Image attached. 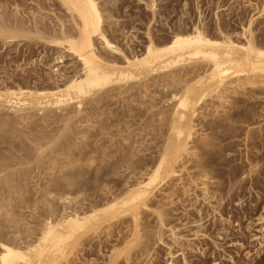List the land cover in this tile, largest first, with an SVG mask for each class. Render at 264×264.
<instances>
[{
  "label": "bare ground",
  "instance_id": "obj_1",
  "mask_svg": "<svg viewBox=\"0 0 264 264\" xmlns=\"http://www.w3.org/2000/svg\"><path fill=\"white\" fill-rule=\"evenodd\" d=\"M51 1L64 8L68 25L60 16L51 26L42 15L26 22L19 16L7 19L0 10V42L37 39L56 50L55 63L51 60L53 64L44 73L46 77L43 75L49 85L40 86L44 83H38L39 76L33 84H0V264H71V257L76 259L80 247L89 245L94 234L104 230V237L111 236L112 226L122 234L128 221L132 238L124 244L130 247L123 252L112 247L106 258L108 264H120V257L124 264H131V244L145 235L141 230L146 231V226L140 221L146 212L156 217L154 244L166 247L167 264H175L177 255L188 264L183 251L175 254L164 241L163 228L169 224L165 217L178 211L176 197L193 189L191 200L198 206L192 202L190 206L199 219L204 214L201 203L211 213L223 205L219 182L211 181L219 167L213 164L223 151L219 150L222 143L215 141L231 139L239 130L235 124L252 116L253 106L239 105L235 96L242 94L250 100L255 89L264 86V45L255 43L254 21L250 18L235 36L216 21L218 34L211 35L196 0L198 21L186 27L179 19L174 28L168 25L169 35L159 39L152 33L153 26H147L145 39L140 41L125 38L113 12L116 0ZM157 2L149 0L146 5L153 22ZM65 57L72 63L63 65L61 71L58 64ZM144 114L149 118H143ZM132 119L139 120V125L132 127ZM201 124L210 130L201 132L202 137L196 135ZM141 131L145 138L146 134L154 138L152 150L143 145L148 138L146 142L143 136L138 139ZM225 144L230 146L232 141ZM258 157L249 156L252 164H257ZM187 162L194 170L184 178L190 169ZM235 169L227 170L231 174L227 178L233 177ZM174 225L165 229L168 238L178 242L183 235L176 234ZM259 230L264 233V225ZM149 245L144 251L148 257L152 252Z\"/></svg>",
  "mask_w": 264,
  "mask_h": 264
},
{
  "label": "rangeland",
  "instance_id": "obj_2",
  "mask_svg": "<svg viewBox=\"0 0 264 264\" xmlns=\"http://www.w3.org/2000/svg\"><path fill=\"white\" fill-rule=\"evenodd\" d=\"M157 1H158L157 2L158 3V15L156 16V22H153V20H151V18H152L151 12H150L149 8H147V6H146L147 3L149 2V0H146V1L145 0H116L117 5H115V10H113V12L115 13L114 16H116L117 19L120 20V22H118V23H121L120 28L123 27V29H124L123 31H125V34H126L125 38H127V36L129 38L134 37L140 41H143L145 39L144 32L146 31L147 26H150V27L153 26L152 27L153 28L152 33L156 39L157 38L159 39L161 37H164L165 35L168 36L169 32H170L169 26L170 25L172 26V27L170 26V29L174 28L173 26H177L178 24L176 25V23L178 22L179 19L180 20L178 23H184V25L186 27H189V25L198 21V15H197L198 13H197V9H196V5H197L196 0H157ZM184 3H186V5ZM199 3H198V6H200V7H198V8H200V10L202 11V16H203V20H204L203 22L206 23V26L209 25L208 27L210 28V31H209V29H208V31L211 32L210 33L211 35H212V33H213V35L218 34V32L215 29H217V27H216L217 23L220 22V24H222L221 27H222L223 31H226V33H230V34L232 33L233 35L232 34L231 35L235 36L238 33L242 32V29H241L242 26L247 25L249 19L252 18V20L254 22L252 25L253 29L252 28L251 29H252V34L254 33L253 38L255 39V37H256L255 43H257V44L259 43L261 45H264V10H261L262 7L264 6V0H251V2H248L247 0H199ZM60 7L61 6L58 5L57 3H55V1H51V0H0V10L3 13L1 11L0 12H1V14H3V16L7 15V16H4L7 19L8 18L11 19L12 16L13 17L15 16V18L19 16L21 18V19L18 18L19 20L26 22L27 20L30 21V19H32L33 16L39 17L42 15L41 18L43 17L42 19L44 20V22L46 21L45 24L47 26L53 25L55 23V20H56L55 17H59V16H60L59 18L65 22V25L68 23L67 22L68 18L66 16V12H65L63 7H61V8ZM116 8H118V9L116 10ZM259 10H261L262 12H259ZM262 13H263V15H262ZM258 14L262 15V16H259ZM45 15H47V16L44 18ZM216 17H218V19ZM29 21L27 23H29ZM216 21H218V22H216ZM160 26H161V28H160ZM214 32H217V33H214ZM120 38H122V37L119 36V39ZM36 40L35 41H33V40L32 41L22 40V41H19V43L18 42H16V43L10 42L9 43V42H5V41L0 42V84H2V82H4V83L6 82L7 84L8 83L13 84V82L15 84H18V83L24 84L25 82L33 84V81H36L37 76H39L38 80L39 79L40 80L38 83H41V82L44 83L41 85L39 84L40 86L45 85V83H47L49 85L48 82H46V81L44 82L45 77H46L44 75V73L49 71L48 70L49 64L52 65L53 63H55L52 60V58H53V56L56 55L54 53V52H56V50L51 49V47H47V45L42 43L41 40H37V42H36ZM5 43H8V44H5ZM40 60H42V63L39 62ZM51 60L53 61V63ZM64 60H65L64 63L58 64V67L61 71H62V69H64L62 67L63 65H66V64L70 65V62H71L70 61L71 59L69 57L68 58L65 57ZM37 61L39 64L36 63ZM61 67H62V69H61ZM34 69H35V71H34ZM20 81H21V83H20ZM260 89H261V91H260ZM258 90L260 92H258ZM237 95H239V94H237ZM237 95L235 97L238 100H236V98L233 97V95H232V99L236 100L238 102V104L242 105V106H243V104L245 105L246 103L252 105L253 106V113H252V116L247 119L248 122L249 121L251 122L250 124L249 123L247 124V121L242 122V123L240 122V124L239 123L235 124V126H238V129H239L237 132L238 134L237 133L235 134L236 136L234 135V136H232V138L230 137L231 139L222 137V138H224V140L222 139L221 141H218V142L215 141L216 143L220 142L219 143L220 145L222 143V146H221V148H219V150L223 149V151H220L221 155L218 158H216L217 160H215V163L213 164V167L217 168L218 165H219V167L216 169V171H213V173H214L213 177L214 178H213V180L211 179L212 182H215V183L217 181L219 182V183H216V184H218L217 186L220 188L218 195L223 196V198H225L222 201L223 205H221V207H219L220 208L218 211L219 213L218 212H213L215 214L211 213L212 212L211 209L209 207H207L205 204L203 205L201 203V208H202V206H204L205 208L203 207L202 209L203 210L205 209V210L204 211L202 210V212L204 214L200 215V217H201L200 219H203V220H200L198 217L199 215H197L195 210L192 209L190 206L194 202V201L192 202V200H191L194 197V194H191L192 191L194 190L193 189V190H189V192L187 193L188 195L186 194L187 196L183 195L184 198L182 195L180 196L181 198H183V200L181 199L183 202H180L181 201V200H179L180 197L177 198L176 197L177 195L175 194L174 197H172V199L175 200V197H176L175 201H177V200L179 201V202L175 203L178 206L177 210L179 211V213H178V211H176V212L173 211L172 213H169L165 217L166 221L170 224V225L168 224V226H173L174 224L177 225V226L174 225L175 226L174 230L176 231V234L178 236L183 235V236H181L183 238L179 239L178 242H173L172 240H170L171 238H168V237H170V236H168L169 231H168V229H165V228H168V226H167V227L163 228V231H164L163 238L165 237L164 241L167 240L166 241L167 244L171 246V249H172V251H174L175 254H178V253L183 251V254H184L183 256H186L185 258L187 259V261H189L188 264H214V263L215 264H264V233H262L259 230L264 225V141L261 140V139H264V86L257 87V89H255V92H254V97L252 96L253 98L251 97L250 100L245 99L247 97L243 96L242 94L239 96H237ZM254 98H257V99H254ZM242 99L245 101L241 102ZM251 99L253 101H251ZM133 104H136V103H133ZM254 110H255V114H254ZM259 115H262V116H259ZM144 116L146 118H149V115L144 114L143 118H145ZM218 116H222V113H219ZM209 118H213V117L208 116V119ZM153 119L155 120L156 118L150 117V120H153ZM136 120L137 119H132L131 122L134 125L132 127H136L139 125V124H136L137 122L139 123V120H137V122H136ZM239 125H241V127ZM199 126H197L198 132L196 133V135H199L200 137H202L201 135L203 132L204 133H210V130L203 127L202 124ZM202 128L203 129L205 128L206 130L205 129L203 130ZM245 128L246 129L248 128V130H246ZM199 130H201V131L199 132ZM244 131H246V132L248 131V132L244 133ZM248 133L250 134V136ZM146 135L147 136L149 135L147 137L148 139L145 138L146 137L145 132H142V135L139 133L140 138H138V139H141L143 136L144 142H146V139L150 140L146 143H143V145L148 144L147 146L150 147V150H152L153 145H154L153 144L154 138L151 140L152 135H151V137H150V134H146ZM245 135L248 136L247 139H246ZM251 136H254V138H251ZM154 137H157V136H154ZM230 141H232V144L230 146H226L225 143H229ZM149 142H151V145ZM252 142H253V144H252ZM224 144H225V146H224ZM136 147H138L137 144H136ZM251 155H253V156L258 155L259 156L257 159H255L257 164L255 163V161H253L254 162L253 164H255V166L252 164V160L249 158V156H251ZM223 157H224V159H223ZM225 159H227V161ZM221 162H223V165L221 164ZM186 164H187V166H186ZM188 165H189L188 162L185 163V166L187 168H190V166H188ZM190 165H191V163H190ZM250 165H252L254 167H252ZM237 166H238V168H237ZM239 166H242L243 168H246V169L240 168ZM231 167L233 169L236 168L237 170L235 169L236 171H235V173H233L232 178L231 177L227 178L229 173H231L230 171H233ZM255 169H256V171H255ZM192 170H194V169L190 168L189 170L185 171V173L183 174L185 177L184 176L183 177L184 178L188 177L189 175L187 173L189 171L191 173ZM227 170L229 173H227ZM249 170L251 171V173H249L248 174L249 176H248L247 173L249 172ZM242 172H244L245 174L242 175ZM234 174H235V176H234ZM216 176H218V177H216ZM229 176H231V174ZM229 186L231 188H229ZM227 189L229 190L228 194H227ZM178 191H179L178 193H182V189L181 190L179 189ZM190 191H191V193H190ZM197 193H199L198 190H197ZM227 195H229V196H227ZM185 196L187 197L186 201H185V199H186ZM228 198H229V200H227ZM165 199L166 198H164L163 201ZM226 201H227V203H226ZM164 202H168L167 199ZM182 204L184 206H182ZM194 204H196V205H194ZM213 204H214V202H213ZM193 206L197 207L198 202L193 203ZM206 208H208L207 212H206ZM209 209H210V212H208ZM180 211H181V213H180ZM188 211L190 213H188ZM193 211H194L195 215L193 214ZM205 212H206V214H205ZM186 214H189L190 216L186 215ZM153 215L154 214H151L150 212H146V214L145 213L142 214V218H141L140 222L142 225L145 224V226H146L145 230L146 231H143L144 228L141 230V232H143L142 234H145V235L142 236V239L139 238L141 240L138 239L137 242L140 241L139 243L136 242L135 243L136 245H135L132 242L133 244H131L133 249H132V251H130L131 249H129V251H130L129 253L130 254H131V252L134 253V254H132L133 259H131V261H130L131 264H143V262H144V264H167V262H168L167 261L168 256H167L166 247H164L163 245H159L157 243L154 244L155 238H156L154 232H156L157 229L155 228L156 225L153 226L154 222L156 224V221H155L156 217ZM183 215H185V216H183ZM202 215H203V218H202ZM216 215H218V216H216ZM219 215H221L222 217ZM177 217H178V219H177ZM192 217H194V218H192ZM197 217H198V219H197ZM260 218H263V220L261 221ZM189 219H190V221H189ZM188 221L190 222V224ZM195 221L198 222V225L203 226L202 227L203 229H200L201 227L198 225H197L198 227H196ZM127 223L123 225V226H125V225H128V226H125L126 228L123 229L124 232L122 234L120 233L118 235L116 233L118 231L116 226L111 227V229H110V235L111 236L104 237L105 236L104 230L99 231V233H97L98 235L94 234L92 237L93 239L90 241L89 245L86 246L84 244L85 246H81L83 249H81V247H80L79 252L82 253V254L80 253V255L83 258H81L77 252L76 259H73L74 257L73 258L71 257V259H72L71 264H73V263L74 264H79V263L80 264H93V263L94 264H108L107 258H108L109 253L111 252L112 247L114 249H116V250L118 249L122 252L125 251V249H127V247H130V245H128L127 243L124 244L125 242L130 240V238H132V237L129 238V236H130L129 231H131V228H130L129 221ZM199 223H201V224H199ZM113 227H114V230H113ZM127 227H129V228H127ZM154 228H155V230H154ZM196 228H199L200 230L198 231V229H196ZM126 229H127V234H126ZM201 230H202V232H201ZM149 231L151 233H148ZM149 234H151V235H149ZM100 236H102V237H100ZM119 236H120V238H119ZM97 238H99V239H97ZM102 238H105V239H102ZM187 238H190V239H188V241H187ZM114 239H118V241L114 240ZM153 239H154V241H153ZM105 241H107V242H105ZM116 241H117V243H116ZM135 241L136 240H134V242ZM189 241H190V243H189ZM142 242H143V244H142ZM148 242L150 245L147 244ZM184 242H188V243L186 244ZM215 242L218 244H216ZM84 243H87V241H84ZM177 243L179 245H177ZM98 244H100V245H98ZM137 244H139V245H137ZM189 244H190V247H187V246H189ZM215 244L217 245L216 248H215ZM148 245L150 246L151 251H152L149 253V257L145 256L146 255L145 249H146V246L148 248ZM181 246H182V248H181ZM142 247H143V249H142ZM191 247H192V249H191ZM87 249H89V250L87 251ZM140 250H142V251H140ZM135 251L136 252L138 251L137 253H139V254L135 253ZM150 254H152L153 256H150ZM138 256H140V257H138ZM120 258H122V257H120ZM120 258L118 261H121L120 264H124L122 261L123 259L120 260ZM141 258H142V261H139V259L141 260ZM181 258H182L181 255H177L176 258H174V263L176 264V262H177L178 264H183L184 262L183 263L181 262L182 261ZM147 259H150V262L147 263L146 262ZM137 260L139 261V263Z\"/></svg>",
  "mask_w": 264,
  "mask_h": 264
}]
</instances>
